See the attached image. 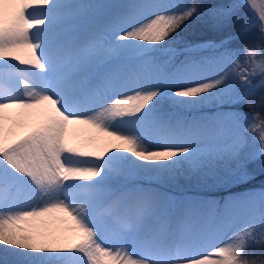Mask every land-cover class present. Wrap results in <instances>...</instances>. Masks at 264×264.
<instances>
[{"label": "rangeland", "instance_id": "rangeland-1", "mask_svg": "<svg viewBox=\"0 0 264 264\" xmlns=\"http://www.w3.org/2000/svg\"><path fill=\"white\" fill-rule=\"evenodd\" d=\"M163 3L169 17L165 27L157 36L153 32L139 47L142 57L137 62L147 86L141 91L146 99L135 112L139 119L127 144L108 152L105 163L98 166L101 182L89 208L79 211L81 216L97 212L99 225L93 229L100 235L105 234L101 230H110L116 251L98 256L86 238L46 233L24 222L11 203L12 190L4 182L10 167L3 157L0 220L4 217L5 221H0V264H264V0H225L218 14L198 10L192 0ZM186 3L191 8L187 15L176 14ZM93 26L89 24L86 31L96 33ZM45 41L56 44L47 39L33 43L36 47ZM161 44L187 47L159 48ZM151 51L158 52L161 60L155 59L157 55L150 57ZM181 52L195 54L189 58L166 57ZM33 57L39 61L38 50ZM176 61L181 66L179 72L167 73V69L158 75L160 65L172 68ZM15 75L19 76L17 72ZM36 77L19 78L36 84L39 91L47 94L44 86L35 82ZM103 81L95 80L96 90H87L96 98L92 114L96 119L112 113ZM50 84H44L48 90ZM40 100L32 103L36 105ZM154 109L159 113L151 112ZM72 118L67 116L65 121ZM56 130L51 147L59 160L62 152L57 143L62 132L58 135ZM168 130L174 143L148 154L146 147L161 140L160 135L170 139ZM35 144L43 149L41 144ZM219 147L228 149L231 157H236L237 152L244 157L233 170L226 161L229 155L223 153L226 155L222 156L220 169L205 174L218 178L214 179L218 190L235 185L245 190L243 196L236 197L231 191L222 200L218 196L204 199L171 190L183 180L175 176L178 164H194L196 168L195 160H200L201 151H220ZM82 150L79 152L86 153ZM59 161L54 166L53 157L48 158L40 183L43 188L57 176L55 167L68 170L64 161ZM57 198L55 205L50 203L54 210L64 203ZM171 221L188 225L191 232L194 229V234L189 233L193 243L187 254H180L174 240L169 246ZM105 239H97L102 252L110 249L101 245ZM198 246L200 252L195 251Z\"/></svg>", "mask_w": 264, "mask_h": 264}, {"label": "bare ground", "instance_id": "bare-ground-1", "mask_svg": "<svg viewBox=\"0 0 264 264\" xmlns=\"http://www.w3.org/2000/svg\"><path fill=\"white\" fill-rule=\"evenodd\" d=\"M168 19L163 0H0V86L7 93L0 95V158L9 164L4 182L12 190L11 203L24 222L46 233L86 238L98 256L116 251L110 230H105L108 234L101 230L105 234L100 235L93 229L99 225L97 212L81 216L79 211L89 208L101 182L98 166L105 163L108 152L127 144L139 119L135 112L146 99L141 91L147 89L137 62L142 57L139 47L153 32L157 36ZM89 24H95L96 33H85ZM41 39L66 42L70 55L61 71L59 66H43L33 57L37 52L33 42ZM63 72L71 74L66 84L81 85L85 91L96 90L95 80H104L105 99L112 102L110 116L96 119L92 115L96 98H91L90 108L65 110L67 116H73L66 122L67 116L60 115L48 97L32 103L33 98L39 100L38 91H30V98L17 96L25 84L20 78L32 79L35 74V82L49 95L58 93L64 85ZM49 81L50 90L44 85ZM54 130L58 135L62 132L57 143L62 154L58 156L68 170L55 167L57 176L43 188L40 183L48 158L53 157L54 166L60 163L51 147ZM169 133L170 139L160 135L161 140L146 147L147 153L171 146L174 140ZM35 142L43 149L36 148ZM82 149L86 153H80ZM56 196L64 203L54 210L50 203L55 205ZM171 224L169 246L174 240L180 254H187L193 243L189 233L194 234V229L191 232L180 222ZM103 236L106 239L101 245L110 248L107 252L97 243ZM200 250L198 246L195 251Z\"/></svg>", "mask_w": 264, "mask_h": 264}, {"label": "trees", "instance_id": "trees-1", "mask_svg": "<svg viewBox=\"0 0 264 264\" xmlns=\"http://www.w3.org/2000/svg\"><path fill=\"white\" fill-rule=\"evenodd\" d=\"M224 1L225 0H192V3L194 7L199 8L198 10L200 11L203 12L212 11L215 14H218L219 11L223 10V7L220 5ZM189 6L190 4L186 3L182 8H180V10L177 13L180 15L186 13L187 15V13L191 10ZM167 46H175V45L163 44V47H167ZM183 46L184 45H177V47H183ZM219 149L221 150L216 151L218 150L216 148V149H206L201 151L200 160H195L197 163L195 167L197 169L194 168V164H192L191 167L184 166L183 164H178L175 169L177 170L178 174L175 176L180 177L183 180H181L182 182H180L179 184L174 185L173 188L170 187L171 190L174 191L176 194H198L205 197L218 196L220 199H223L224 196L231 191H235L234 193L236 194V197L243 196L242 194L244 193L245 190L238 189L235 185H232L230 187H223L222 189L218 190L217 185L214 182V179H216L217 177L214 175L206 176L207 172L211 171L212 169H217V168L220 169V167L222 166L221 162H224L222 156L226 155L223 153H227V155H229L228 160L226 161L227 164H229V166H231V169L233 170L237 169V162L240 163L244 157L243 154L240 152H237L236 157H231L228 149L224 147L223 148L219 147ZM228 180H229L228 177H226L225 181ZM160 185L163 184L160 183ZM168 186L165 187L167 188ZM3 218L0 221H5V219ZM247 249H249V247ZM42 264H48V263L45 262Z\"/></svg>", "mask_w": 264, "mask_h": 264}]
</instances>
